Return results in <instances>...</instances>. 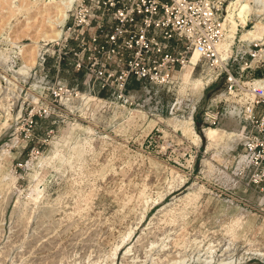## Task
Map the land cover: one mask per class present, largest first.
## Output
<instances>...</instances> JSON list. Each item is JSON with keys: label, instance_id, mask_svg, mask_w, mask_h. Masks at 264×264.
Instances as JSON below:
<instances>
[{"label": "rangeland", "instance_id": "374dc122", "mask_svg": "<svg viewBox=\"0 0 264 264\" xmlns=\"http://www.w3.org/2000/svg\"><path fill=\"white\" fill-rule=\"evenodd\" d=\"M12 1L0 0V79L12 81L0 90V264H264V194L233 181L240 141L219 148L231 154L226 166L203 131L238 123L226 106L217 125L203 118L224 79L206 65L188 71L205 83L202 93H180L182 81L168 90L134 82L132 102L118 103L82 91V77L51 51L42 62L57 39L33 45L40 53L27 75L20 49L36 41L49 0ZM250 3L230 46L247 49L244 31L264 22L255 12L264 0ZM27 22L31 36L22 34ZM57 81L78 93L56 102ZM190 118L198 143L181 126Z\"/></svg>", "mask_w": 264, "mask_h": 264}, {"label": "built area", "instance_id": "2783aa9c", "mask_svg": "<svg viewBox=\"0 0 264 264\" xmlns=\"http://www.w3.org/2000/svg\"><path fill=\"white\" fill-rule=\"evenodd\" d=\"M65 1L62 36L53 41L57 49L44 51L42 62L51 51L58 65L67 62L82 77V91L123 104L132 102L134 82L174 89L190 66L194 71L209 65L214 80L224 79L225 90L203 118L217 125L223 107L229 108L242 132L233 176L264 194V42L217 50L226 39L228 0ZM51 90L62 103L78 93L60 81Z\"/></svg>", "mask_w": 264, "mask_h": 264}, {"label": "bare ground", "instance_id": "6f19581e", "mask_svg": "<svg viewBox=\"0 0 264 264\" xmlns=\"http://www.w3.org/2000/svg\"><path fill=\"white\" fill-rule=\"evenodd\" d=\"M14 1L15 0H13L12 2H14ZM250 2H251V0H232V1H230L229 5L227 7V10H226V12H227L228 15H227V18L225 19V23H224V25L227 26L226 21L229 22V26H230L229 31H230V34H227L226 35V39L224 40V42H222V44H220L218 46V48H217L218 51L221 48H224V47L225 48H229L230 47L233 39L236 36L237 30H238V26H239V23H238L239 20H240V24L243 27L247 24L248 16H249L250 13H252V8H251V5H250L251 4ZM65 3H66L65 0H49L48 4H45V8L46 7L47 8L43 12H41V13H44L42 15V18H43V21L44 22H43V24H41V27H39V30H35V31L38 32L37 35L35 37H33V38L31 37V39H34L35 38L36 41L33 42L32 45L24 46L22 49H20L21 57H22L23 63H24V65L22 67L23 73H25V74L28 75L30 69L33 66H35L36 63H37V59H38V56H39V53H40V50H39V47L40 46L38 47L37 45H35V46H33V45L34 44H38V40L39 39H48V40L53 41V40H56V39L58 40L61 37L62 31H61V29H60L59 26L63 24L65 18L67 17V7L64 5ZM0 7H1V2H0ZM24 7L25 6L20 5L17 8H19L20 10H22ZM255 12H264V10H258V11L256 10ZM257 14H260V13H257ZM37 15L38 14H34L33 17H36ZM28 20H30V19H28ZM32 28H34V27H30V25L27 22V24H25V26L23 28V33L22 34L31 36L30 35V32L28 30H30ZM242 37H243V39H246V40L247 39L264 40V22L261 21V20L256 21V23L254 25L253 31L252 30L249 31V32H245L244 31ZM12 39H10V41L13 44V48H15L16 47L15 46L16 43H13ZM15 39H17V38H15ZM197 56L198 55L195 54L194 59H196ZM188 71H192V67L191 66L185 71V73L182 76V82H183L184 85H183V87L181 86L182 88L180 90V93L186 94L187 88L190 89V92H192L193 95L199 94L200 92L202 93V91L204 89V86H205V83L201 79H196V80L193 79V74L191 72H188ZM3 78H4L5 81L3 80ZM3 78L0 79V80H3L4 81V84L3 83L2 84L0 83V90L3 88V85H7L8 86L9 83L10 84L12 83V81L10 79H8L6 77H3ZM207 82H209V81H207ZM12 93L10 92L9 94H12ZM187 94H188V92H187ZM13 95H14V93H13ZM34 101L38 102V98L37 97H34ZM177 101L179 102L180 100H177ZM99 102H103V100H99ZM94 105H95V107L93 109V112H95V110H96L95 108L99 107L98 100H96V102H95ZM129 113H130V111H129ZM19 115H21V110L18 113V116ZM128 116H131V118H133L134 115H133V113H131V115H128ZM114 117L117 118L118 117V114L115 113L114 114ZM227 124H228V126L230 128H225V127H217V128L207 127V128H205L203 130L204 133H205V136H206V138L208 139V142H209L208 147H207L208 150L214 148L216 150L214 156L218 159L219 162H222V163L226 164V166L228 165V163H231L232 162V160H231V154L229 153L227 156H225L223 158V157H221V150L219 148L226 149L227 152H228V151H230V149H232L231 143L238 142L239 140L242 139V132L238 128V124L239 123H236L233 119H230V123L228 122ZM227 124H226V126H227ZM181 126H183L184 132H188L189 134H191V136L193 138V141L195 143H198L201 140V137L196 133V130H194V128H193V119L192 118L185 120L183 122V125L181 124ZM177 128H179V127H177ZM89 129H90V131H93V128H89ZM173 171L178 176H180V174H179V172L177 170H173ZM15 178H13V179H15ZM176 178H178V177L176 176ZM233 181H235V183H236L235 185H238L236 179H234ZM37 189H38V186H37V188L35 190H37ZM30 192H31V190H30ZM192 194H194V193H192ZM40 195H41L40 192H36L35 194H33V196L31 195L32 196V197L30 196L31 201L37 202L40 199ZM32 213H33L32 215H34L35 212H32ZM29 221H30V219H29ZM238 221H239V219L235 223L237 224ZM209 249H211V248H209ZM211 259H213V258H211Z\"/></svg>", "mask_w": 264, "mask_h": 264}]
</instances>
